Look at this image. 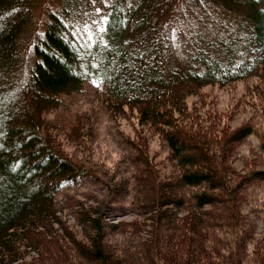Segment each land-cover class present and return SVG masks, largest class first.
I'll return each mask as SVG.
<instances>
[{
    "label": "trees",
    "instance_id": "16d2710c",
    "mask_svg": "<svg viewBox=\"0 0 264 264\" xmlns=\"http://www.w3.org/2000/svg\"><path fill=\"white\" fill-rule=\"evenodd\" d=\"M102 3L0 0V264H264V234L254 240L242 209L264 168L245 175L232 158L250 134L264 150V0ZM174 38L184 41L177 62ZM255 78L237 101L250 96L253 113L235 128L217 121L209 87ZM90 81L113 121L132 116L140 128L117 176L66 153L61 121L47 117ZM74 116L67 134L84 135L89 118ZM147 131L169 149L170 174ZM83 177L103 188L59 204L63 183ZM122 194L131 217L111 222Z\"/></svg>",
    "mask_w": 264,
    "mask_h": 264
},
{
    "label": "rangeland",
    "instance_id": "374dc122",
    "mask_svg": "<svg viewBox=\"0 0 264 264\" xmlns=\"http://www.w3.org/2000/svg\"><path fill=\"white\" fill-rule=\"evenodd\" d=\"M105 4L107 0H102ZM53 6V5H52ZM42 14V15H41ZM42 23L47 16L42 11L40 12ZM219 19V17H218ZM226 20L224 21L225 24ZM212 25L207 26V31L214 28ZM216 29V28H214ZM85 32L89 40L93 39L92 28L85 26ZM30 36V32L28 33ZM171 60L180 59V44L184 45L183 40L178 38L173 39ZM32 58V53H29L28 60ZM256 79V78H255ZM250 81H237L222 87H209V99L211 98L213 106L220 116L217 121L222 119L221 124L228 123L232 128L237 127L245 119L253 113V107L250 96L248 97L247 105L237 101L239 98L245 97L247 85L257 82V79ZM97 84L94 81L86 82L80 92L62 96V104L59 110L50 112L47 117L50 121L60 120L62 129L55 130L56 139L60 141V146L75 158H83L89 164L95 163L98 169L114 172V176L119 175V172L126 167L125 158L130 151L127 145V137H131L136 130L140 131L139 125L135 118H123L120 121H113L106 110L102 107L97 98ZM245 95V96H244ZM206 107V106H205ZM86 114L89 118L85 123L84 135L69 136L67 133L71 124L75 120L74 114ZM210 117L214 114L213 108H208L206 115ZM84 118V119H86ZM203 124L209 125L208 118H204ZM150 154L153 159L158 161L163 174L168 175L172 172L173 164L169 157V149L164 142L154 132L147 131ZM233 154V165L241 173L249 175L254 169L264 168V150L260 147V138L257 134H250L243 140L237 143ZM251 182V181H250ZM103 188V184L93 180L91 177L78 178L64 182L61 186L57 199L59 204L66 199H81L88 197L92 193H98ZM244 201L242 202L243 211L249 215L253 223H255V239L260 238L264 234V180H253L250 185L243 190ZM120 197H112L111 205L114 208L111 211L112 216L109 217L111 222H117L120 219H129L132 205L130 204V195H119ZM62 218L68 223L74 222V208L67 206L61 212ZM253 240V241H254ZM250 248V246H249Z\"/></svg>",
    "mask_w": 264,
    "mask_h": 264
}]
</instances>
